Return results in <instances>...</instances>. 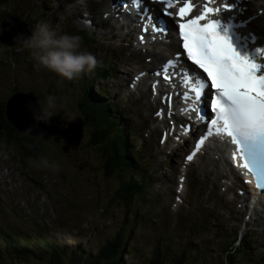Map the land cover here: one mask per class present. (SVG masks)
Segmentation results:
<instances>
[{
	"label": "rangeland",
	"instance_id": "rangeland-1",
	"mask_svg": "<svg viewBox=\"0 0 264 264\" xmlns=\"http://www.w3.org/2000/svg\"><path fill=\"white\" fill-rule=\"evenodd\" d=\"M33 1L35 6H32ZM33 1L9 0L5 1L4 4H0V22L4 19L6 14H16L19 16L20 20L25 22L28 31L35 23L43 20V22L48 23L49 26L55 25L60 31L66 32V24H68L71 19L67 16L68 12L61 13L60 11H55L62 0ZM84 1L85 0H75L76 3H83ZM45 2L49 3L52 8H49ZM62 5L64 9H66L69 4L65 3ZM255 7L258 9L261 8L257 4H255ZM39 9H45L47 12L42 18L35 17V10ZM261 9L264 12V9ZM251 10L254 11L253 9ZM7 17L9 18L10 26L5 29L3 33L0 27V60L3 61L0 63V101H4L10 93L20 91L19 89H22V91H36L41 100L51 95L55 97L57 106L63 110L72 125H75L77 120L82 122L81 128L83 138L77 155L71 153L64 155L59 147L52 146L50 143L41 145V149H39L37 158L34 161L46 158L49 162H55L58 166L55 171L50 169H38L30 162L23 165V160L25 159L22 155L25 156V154L23 152L20 154L18 148L14 149V145L11 146L6 141L11 146L7 147L0 138V146L2 148L0 149V166L3 165V167H6L8 165L10 168V171L6 175V179L4 175L0 176V227H6L7 230L12 231L20 230L23 238L30 236L36 243L33 246L46 247L45 239H47L50 245L54 243L59 246L66 245L68 249L76 247L79 249L82 248L81 251L87 252L89 255L95 253V249L99 244L103 245L111 238L110 236L112 234H115L120 228H124L123 231L128 235L126 247L128 248L129 255H123L121 263L145 264L147 256L151 254V251H155V248L151 245L152 240H150V238L155 240L156 233L160 230V227L164 225L162 238L169 241L167 253L170 255L172 254V257L177 256V254H181V256L188 254L187 264H250L251 261L255 262L256 260H260L257 264H264V236L260 234L261 226H254L258 235L246 233V238L253 240L251 245H247L246 243L239 245L238 241L233 239L235 235L237 236L238 231L236 228L232 229L231 227L236 224L239 225L236 226L239 228L243 226L240 225L241 221L239 220L231 222L223 215L222 221L218 215L219 213L221 215L222 208H227L228 205L225 204V200H227L230 195L225 194L223 198L219 195L220 191H218V193H208V191L211 190L212 184H217V182L209 180L207 184L202 185V183L205 182L203 176L204 172L201 173L200 166H198L201 157L195 162V167L187 168V171H190L191 168L193 169L192 171L198 177L195 179L192 171L189 172V175H193L194 180L200 186L196 189L192 187L189 196L186 191L183 192L185 195L182 196L183 202L187 204L189 201L194 204V210L189 209L186 218L182 216L180 212L187 205L178 204V202H175L176 200H173L174 196L169 193V186L172 189L174 186L167 183V179L169 178L168 173L163 172L169 170L168 166L165 165L156 169L153 166V161H151V166L148 167V171L151 172L149 176L150 187L147 186L149 187L147 192L149 195H137L136 205H138V210H133L135 203L131 204V208L130 210L128 209L129 211L127 214L128 220L123 222L126 211L125 208L121 209L119 207L118 200L114 195L119 188V177L116 175L110 177L105 176V171L103 172L101 167L99 148L92 149L87 144L88 137L92 136V133H94L92 131L95 130V128H93L91 124L85 123L83 117L80 115L82 114L81 112H83L82 115H84V117L92 120V115H89V112H91L90 107L80 108L78 100H73V96L75 97L76 94L80 93V91L76 90L85 86L86 83H91L92 90L96 92L95 90L98 91L99 87L96 84L97 82L99 84H105L107 88V86L110 87V84L116 81L110 82V80L107 79L97 80L93 73L95 70H103L99 62L98 66L91 73H81L72 80L62 81L55 73L40 66L29 51L23 49L19 44L8 45L2 43L4 36L7 34L11 35L14 31H17L19 35L23 34L21 22L18 17L15 15H7ZM261 18V22L258 23V26L264 23V16ZM25 29L26 28H24V30ZM15 36L16 35H14V37ZM8 38H10L9 41L13 42V37ZM96 38L99 39L96 47L91 46L86 50H81L80 48V50L90 52L93 55L95 49H98L100 53L108 51L109 57H112L114 64L113 71L117 72L119 68H122L120 66L121 61L126 58L125 53H122L123 51L120 52L118 48H116V46L120 44L119 40L115 41L114 44L107 41L106 38ZM10 49H12L13 52L10 51ZM91 50L93 52H91ZM139 55L140 58H144L145 56L144 54ZM96 59L98 60L97 57ZM32 64L35 66L33 69L34 72L27 68ZM124 66V70L126 71L132 69L131 65L125 64ZM13 77L18 80V82L15 81L13 84H17V88L11 90L12 88H10L11 85L9 82H11ZM115 80L118 79L116 78ZM71 84L76 86V89H74L73 86L71 87ZM110 90L111 87L109 88V91ZM98 101L102 100L99 98ZM94 116V121L98 122L96 120L98 119V115ZM80 117H82V119ZM104 117H106L105 114ZM104 117L101 118L106 119ZM61 118L67 121L63 116H61ZM140 119L142 120L141 115ZM40 122L41 121H39L38 124H40ZM65 127H68V125H65ZM43 130L44 128H42V131ZM146 133H148V131H146ZM126 135L129 136L128 133ZM131 142H134V139H131ZM17 145L22 148L23 142L18 141ZM68 146L70 147V145H67V149H69ZM42 149H44V151H42ZM212 152L218 155L219 158L216 157V160L220 161L222 166L225 165V167H227L225 161L221 160L220 154L216 151ZM181 155L182 152L180 157ZM88 162L89 165H87ZM79 164L85 165L82 170L78 169ZM195 164H192V166ZM182 168L183 167H181V169ZM0 169L2 168L0 167ZM138 171L140 172V167ZM26 172H28L30 179L44 190L39 188L38 185H32L28 177L23 175L24 173L26 174ZM141 174L145 176L146 172ZM164 174L166 175V180ZM207 174L210 173L208 172ZM31 176L34 178L32 179ZM130 176L131 175H129V177ZM18 177H20V180L16 179ZM152 177L153 179L158 178L159 180L152 181ZM7 178H12L14 182H7ZM124 178L128 179L126 175H121V179ZM49 190L52 195L47 197L45 192ZM111 198H113L112 201ZM205 199H210V202H205ZM198 200L201 202H198ZM200 203L204 205V213L210 215L208 218L212 216L215 217V223L212 224L211 220H206L207 223L204 224L207 226V232L203 230L200 231V229L198 230L196 227L193 229L189 224L184 227H182V225L180 226V220H196L195 217L198 216L194 214L191 216V213L197 211L201 212L199 207ZM13 208L14 211H12ZM215 208H219L221 211L218 212ZM134 211L135 215L138 216L137 219L134 217ZM26 215L28 216L26 217ZM140 217L141 221L143 219L148 221H146V223L141 222L139 221ZM240 218L244 221L247 220L245 215H241ZM164 222L169 223L165 224ZM221 224L224 225L223 227L225 228H222L220 226ZM228 231L231 232V235L224 237L222 233ZM186 241L189 242V244L186 243ZM191 250H193L194 253L190 252L189 254L188 251ZM238 251L240 253L236 254ZM168 254L166 255L163 251L161 258L168 259ZM10 259L12 258L7 257L6 259L5 254H0V264H10ZM27 259V261L22 262H25V264H40L42 262L32 255ZM68 260V257L63 258L64 262H68ZM14 262V264H21V260Z\"/></svg>",
	"mask_w": 264,
	"mask_h": 264
},
{
	"label": "bare ground",
	"instance_id": "bare-ground-1",
	"mask_svg": "<svg viewBox=\"0 0 264 264\" xmlns=\"http://www.w3.org/2000/svg\"><path fill=\"white\" fill-rule=\"evenodd\" d=\"M194 1H197V0H194ZM66 2L69 3V5L66 9H64V6L62 4H65ZM182 2H184V0ZM189 3L192 6L191 2H189ZM47 5L49 6V8H52V6L49 5V3H47ZM156 5L159 7L161 4L156 3ZM241 5H243L244 8L246 9V15L244 17L245 19H247L249 16H255L256 18L250 20L248 26L244 29H241L240 31L246 34L248 31L251 30V31H254V32L259 33L261 35H264V23H262L260 26H258V23L261 22V19H262L261 17L264 16V14H262L264 12H261L257 7H255L254 0H242ZM213 7H216V6L214 5ZM194 9L195 8H192V10H194ZM251 9H253L254 11H252ZM55 11H60L61 13L69 12V14L74 18V20L77 23H79L82 27H84V28L88 27V28L92 29V32L94 31L98 35L102 34L104 37H106V39L110 43H114L115 41L119 40L121 42L120 49H128L129 51H131L132 45H131V42L129 40L134 37L133 26L130 27L128 29V31L125 32L124 34H122V36H121L116 30L115 23L119 22V27H124L126 25H129V22H127L125 20V18L120 14H118V17H117L118 20H116V21L112 20L113 17H110L108 15V12L105 9L103 10V0H85L83 3H79V4H76L75 0H62L61 4H59V6L55 9ZM42 13L44 15L46 14L45 9H43ZM4 39L6 42L2 40V43H6L8 45H13L14 41L13 42L9 41L10 38L6 37ZM173 45L174 44H172L170 47H173ZM10 51H12V49H10ZM168 51H169V53H172V52H170V50H168ZM147 56H148V59L143 58V59H140L137 61L134 59H131V61H133V62H130L128 59H124L120 63L121 64L120 66L122 68H119V70H117V72L112 71L110 73H107L106 76H97L96 72H99L100 70H95V72L93 74L96 76L97 80H99V79H105L106 80L107 79V80H110V82L116 81V82L110 84V87H111L110 93L111 94L116 88L117 89L121 88L124 93L129 94L128 88H127V83L129 82V80L132 76L131 72L134 69L132 64L138 65L137 69H141V68L147 69L146 65H151L152 63L159 62V60L164 59L165 52L164 51H155L152 54H149ZM259 58L262 62H264V53H260ZM2 62L3 61L0 60V63H2ZM99 62H100V60H99ZM125 64L131 65L132 69L128 70V71L124 70ZM34 67L35 66H33V64H32L27 68L30 71L34 72V70H33ZM58 78H60L62 81L65 82V80L63 78H61V77H58ZM116 78L118 80H115ZM15 81L18 82V80H16L13 77V79H11V82H9L11 85L10 88H12L11 90H13L14 88H17V86H16L17 84L13 85ZM96 84L99 86L98 87L99 92H105V91L109 90V86H107V88H108L107 89L105 87L106 86L105 84H99L98 82ZM72 86L74 87V89H76L75 88L76 86L71 84V87ZM85 86H86L85 96L87 98L84 97V93L82 94L83 88L81 87V88L76 90V91H80V93L76 94L75 97L73 96V100H78L79 105L82 103L84 104L86 102V99L90 100L89 101L90 104H92L93 100H94V105H96V106H94L95 112H96V109L102 110V112H101L102 117H104V114L106 115V119H105L104 124L111 129V135H113L114 139L117 141V145H118V147H120L121 154L126 156L124 161H121L120 163H123V165L126 164L127 166L126 167L123 166L124 170L120 171L117 174L120 177V183L122 182V180H128V183L130 184L129 189H130V192L132 193V196L149 195L147 192H148L149 187H150L149 186V183H150L149 182V179H150L149 176H150L151 172L148 171L149 170L148 167L151 166V162L148 159H146V154H145L146 152L148 153L149 150L151 151L150 155H151V158L153 161V166L156 169H159L164 165H168L169 170L163 171V172L168 173L169 178L167 179V183L169 185H172L170 183L172 181H174L176 187H179L180 189H183V190H186V189L188 190L187 191L188 196L191 192L192 187L194 189H196L197 187L200 186L194 180L193 175H191V176L189 175L190 173L188 174L187 178L183 176L184 174L180 173L182 170L181 169L182 165L181 166L179 165L180 163H183L184 167L190 168V167H193L192 164H194V163H192V161H194V160L187 161L185 159V161L181 160V162L174 160L173 158H175V156L177 155L179 148L177 146H173L171 151L167 150V147H168L167 145L170 142L169 141L170 138H168V140H166V143L164 145L156 146L155 155L153 156V154H152L153 145L151 147L149 146V144L147 142V137H150V135L154 132L155 129L159 130L158 126L153 127V125H152L150 128H147L149 133H146L144 126H142L140 124H135L132 128L133 134H134L133 136H127L126 134H123L122 131L119 129V128H121V129L125 128V124H123L119 121V119H121V116H119V114L121 113V109H117L115 107V109H117V110L113 111V113H114V115H113L111 113V111L113 110L111 108V106L113 104V100L110 97H107L106 100H102L101 102H97L99 100V98L97 96V90L94 89L96 92H94L92 90V88H91L92 84L91 83H86ZM19 90L20 91L10 93L9 96L4 101H0V106L1 105L4 106L5 118H6L7 122L13 128H15V130H17L19 133H21L27 137L34 138L37 141H40L42 144L50 143L52 146L59 147V149L61 150V152L64 155H68L70 153L73 155H77L78 151H79L78 149H79L81 142H82L81 140L83 138L82 128L79 127V130H77L76 124L72 125L69 120L62 121V119L59 117V116H63L62 111L58 112L57 114H55L53 116H50L47 123L41 121L40 124H38L39 121L32 120V117H33L32 112L29 110V107H28L29 105H31L33 108L38 106V100H41L38 97V93L36 91L32 92L30 90H26V91H22V89H19ZM17 93H19V94H17ZM22 93H24V94H22ZM28 93H31L32 96L29 95ZM14 94H17V95L12 96ZM114 94L116 95L117 93L114 92ZM145 95H149V94L145 93ZM102 96H105V94H102ZM157 99H160V97H157ZM160 103H161L160 101L159 102L151 101L150 99L146 98L144 103L141 106V110L145 113L142 116V120L139 117L135 118V116L130 115V116H127L128 117L127 124H129V122L131 120L136 119V121L144 124L145 126H148L146 124V123H148V118H151L153 116V114H155V118H153V119H158L160 117V115L157 116V114H156L157 112H160L161 114L163 113L164 116L167 113H168V115L171 114V110L169 112H166V110H165L166 108H164L162 105H161V107H159ZM164 113H166V114H164ZM65 125H68V127H65ZM42 128H44L43 131H42ZM142 132L144 133V135H141ZM184 132H186L190 136H192L191 131L190 132L189 131H181V133L179 135V139H182V140L186 139V137L182 136V134ZM196 134L197 133H194V135H196ZM201 134H202V132H201ZM93 135L94 134L92 133V136ZM156 135H158V133ZM92 136L88 137V143L87 144L92 149L98 148V145L92 146L89 144ZM155 137H157V136H155ZM0 138L3 141V143H5V145L7 147L11 145L10 143H9L10 144L9 145L6 141H4L2 139L1 132H0ZM131 139H134V142H131ZM189 142H190V138L187 139V142L183 141L182 144L185 145L187 143V145H188ZM68 144L70 145V147L68 146L69 149H67ZM0 149H2L1 146H0ZM40 149H41V146H40ZM203 149H205V148H203ZM217 150L221 154L220 158L225 159L224 155L222 154L223 152L220 151L219 149H217ZM199 152H201V151H199ZM199 154L200 153L197 154V157L198 158L201 157L203 159L202 160L200 158V160H201L200 162L203 165L205 162H207L208 159L204 156L202 157V155H199ZM214 156L219 158L216 153H214ZM100 160H101V156H100ZM213 160L214 159L209 160L210 161L209 165L210 164L213 166L216 165V163H214ZM145 162H150V163H145ZM217 164H218L217 166L219 168L221 165V162L218 161ZM87 165H89V162L87 163ZM84 166H83V164L82 165L79 164L78 169L82 170L84 168ZM229 166H230V168H229L228 173L231 176V180H232L233 184H228L224 188L223 192H221V194L223 195L224 191H228L227 194H229V195L231 194V195H230V197H228L229 199L225 200V204L228 205L227 208H222L221 209L222 210L221 215H220V213L218 215L220 216L222 221H223L222 216L225 215L227 220H230L231 222H235V221L239 220L240 216L246 211L248 196H246V194H244L245 189L240 188L243 185V183H242V181H240L237 178L238 176L236 177V171L234 170V168L231 166L230 163H229ZM0 167L2 168V169H0V176L4 175L5 176L4 178L6 179V175L10 171V168L8 165L6 167H3V165H1ZM118 167L119 166H117V168ZM139 167H140L141 173L146 172V175H145L146 177L143 176V174H141L138 171ZM202 167H203L202 171L204 172L203 176H204V180H205V182L202 183V185H205L209 182V180H212V177H211L212 169H210L209 166L206 164H204ZM219 169H221V167ZM103 171H104V169H103ZM208 172L210 174H207ZM223 173L220 171H216V176L214 178V181H216L217 184L213 183L212 184L213 188L218 189V190L221 188V185H223L222 179L227 178V174L226 173L223 174ZM134 174L136 175L134 179L129 178V175L134 176ZM180 174L186 179V180L184 179L185 185H184V183L181 184V183H178L179 181H177V176H179ZM193 174H194V177L196 179L198 176L194 172H193ZM23 175H26L28 177V180L31 182L32 185H38L37 183H35L33 180L30 179L28 172H26V174L24 173ZM121 175H126L128 177V179H126V178L121 179ZM144 177H145V179H144ZM12 178H7V182H9V183L14 182V180ZM31 178L33 179L34 177L31 176ZM220 179H221V182H220ZM153 180H159V179L158 178L153 179V177H152V181ZM165 180H166V175H165ZM147 186H149V187H147ZM173 186H174V184H173ZM228 186H230V187H228ZM169 189H170V186H169ZM256 195L257 194L254 193V196H256ZM175 196H178V195L176 194ZM217 197H219V196H217ZM220 197L224 198L225 196H220ZM199 201L200 200H198V202ZM204 201L210 202V199H205ZM212 203H213V201H212ZM263 206H264V195L258 196V199L256 201L251 200L250 204H249V209L251 210V213H253L255 215L254 217H251V219L253 220V222L256 225L261 226L260 234L264 236V208L259 209V208H262ZM119 207L121 208V206H119ZM199 207H201V204H199ZM215 209L218 212L221 211L219 208H215ZM143 213H144V211H143ZM195 213L198 216L197 219L202 222V225L204 222L207 223L206 220H211L212 224L215 223L216 219H214L212 217L208 218L210 216L205 214L204 211H201V212L197 211ZM193 214L194 213H191V216ZM181 215L184 216V215H186V213L181 211ZM134 217L136 219L138 218V216L135 215V212H134ZM129 218H131V217H129ZM127 220H128V218H127ZM139 221H141V217H140ZM146 221H148V220L143 219L141 222L146 223ZM164 223L168 224L169 222H164ZM235 228L238 231L237 235H240V234L244 235L246 232L251 233V234L256 233V228L253 227L252 225L243 226V227H241V229L234 227L233 229H235ZM163 233H164V225H163V227H160V230L156 233V239L155 240L150 238V240H152V242H151L152 246L168 247L169 241L162 238ZM234 234H235V231H234ZM222 235L224 237H226V235H224V234H222ZM111 236L113 237V234ZM154 241H156V242H154ZM196 241H199V240H196ZM186 243L189 244V242H187V241H186ZM238 253H240V252L238 251ZM123 255L125 256V254H123ZM123 255H122V257H123Z\"/></svg>",
	"mask_w": 264,
	"mask_h": 264
},
{
	"label": "snow or ice",
	"instance_id": "snow-or-ice-1",
	"mask_svg": "<svg viewBox=\"0 0 264 264\" xmlns=\"http://www.w3.org/2000/svg\"><path fill=\"white\" fill-rule=\"evenodd\" d=\"M135 8H141L144 0H130ZM164 5V15L174 0H159ZM213 0H205L198 15H190L192 6L184 0L176 11L174 31L178 35L177 46L182 51L165 61L163 68H175L186 58L192 66L184 69V82L191 81L190 92L198 103L197 119L202 115L207 128L195 139V149H200L206 137L213 134L227 137L233 146L230 159L233 167L251 173L255 187L264 190V62H258V54L264 53V35L254 31L241 32L255 16L245 19L246 9L242 0H222L219 7H210ZM147 11V9H144ZM264 14V13H262ZM155 27V25H154ZM141 28V32H146ZM166 32V28L159 29ZM141 43L144 36L139 37ZM191 72L193 76H189ZM165 79L170 77L165 75ZM210 100V104H209ZM210 108V111H209ZM160 115V112L156 113ZM211 118L208 119L207 117ZM189 132L191 131L189 127ZM179 139V137H177ZM164 142L163 140L161 141ZM194 154L185 159L192 161ZM246 180L245 183H252Z\"/></svg>",
	"mask_w": 264,
	"mask_h": 264
},
{
	"label": "trees",
	"instance_id": "trees-1",
	"mask_svg": "<svg viewBox=\"0 0 264 264\" xmlns=\"http://www.w3.org/2000/svg\"><path fill=\"white\" fill-rule=\"evenodd\" d=\"M83 40L85 42L81 41L82 45H86L88 42H86L85 38ZM82 88V94L84 93V97H86V86H83ZM89 101V99H86L85 102L88 106ZM81 105L84 104L82 103ZM90 110L93 114L91 112H89L90 114H88L92 115V117L90 116L92 120L88 119L87 117L84 118L85 123L91 124V126L93 127L95 126V130L93 133L94 135L92 136L89 144L92 146L98 145V148L100 149L99 153L101 156V167L105 171V176L110 177L116 175L119 177L117 173L123 171L124 167L127 166L126 164L123 165V163H120L121 161H124L126 156L121 154V150L117 145V141L114 139V136L111 135V129L105 124L102 125L99 124V122L94 121V114L96 115L97 111L102 112V110L96 109L95 112L94 106L90 107ZM96 127L99 128L97 129ZM0 132L1 134H3L2 139L4 141L10 143L11 146L14 145V149L18 148L20 154L22 152L25 154V156L22 155L25 159L23 160V165H26L27 162L34 161L37 158L42 143L34 138L27 137L15 130V128H13L5 118L3 105L0 106ZM18 141L23 142L22 148L17 145ZM42 151H44V149H42ZM117 166L119 167L117 168ZM135 176L136 175L134 174V176H131L129 178L134 179ZM118 187L119 188L114 195L118 200V205L121 206V208H125V214H128V209L130 210L131 204L134 203L135 206L133 210H138V205H136L137 196H132V193L129 189L130 184L128 183V180H122ZM112 200L113 198H111V201ZM200 210H204L202 206ZM125 214L123 222L127 221V217ZM186 215H184L185 218ZM194 215L197 214L194 213ZM195 219L196 220H180V226L182 225V227H184L185 225L189 224V226L193 229L194 227H196L198 230L200 229V231H207V226L206 224H204L205 222L202 225V222L198 220L197 217H195ZM38 231L41 232L40 230ZM21 235L22 234L20 233V230L12 231L7 230L6 227H0V237L4 241V247L0 248V254L4 253L6 255V259L7 257L12 258L10 259V264H14V261L17 260H21V264H25V262L22 261H27V258H29L30 255L36 257V259H40L42 261L40 264H122V255H129L128 248L126 247L128 235H126V232L122 230H118L115 234H113V237L111 236V238L107 240L102 246H100L94 254L90 255L87 252L81 251L82 248L79 249L78 247H76L68 249L66 245L59 246L58 244L54 243L50 245L47 239H45L47 248L33 246L36 243L31 239L30 236L27 238H23ZM153 247L155 248V251H151V254L147 256L145 264H187V257H189L188 254H185L184 256H181V254H177V256L172 257V254L170 255L167 253L168 247ZM163 251L166 253V255L168 254V259L161 258ZM190 252L193 253V250L188 251L189 254ZM64 257L69 258L68 262L63 261ZM259 262L260 260H256L255 262L251 261L250 264H257Z\"/></svg>",
	"mask_w": 264,
	"mask_h": 264
},
{
	"label": "clouds",
	"instance_id": "clouds-1",
	"mask_svg": "<svg viewBox=\"0 0 264 264\" xmlns=\"http://www.w3.org/2000/svg\"><path fill=\"white\" fill-rule=\"evenodd\" d=\"M30 32L28 37L19 34L13 37V45L19 44L23 49L29 51L40 66L64 80H72L81 73H91L98 66V60L93 54L80 50L81 39L78 35L62 32L57 26H49L43 21L35 23L30 28ZM28 107L34 120L45 123L50 116L62 110L57 106L55 97L51 95L46 96L43 100H38L37 107L33 108L31 105ZM63 118L68 120L64 112ZM30 163L38 169L55 171L58 167L55 162H49L46 158L30 161ZM0 244V248H3L4 241L1 237ZM100 246L102 245L99 244L96 247L95 252Z\"/></svg>",
	"mask_w": 264,
	"mask_h": 264
},
{
	"label": "water",
	"instance_id": "water-1",
	"mask_svg": "<svg viewBox=\"0 0 264 264\" xmlns=\"http://www.w3.org/2000/svg\"><path fill=\"white\" fill-rule=\"evenodd\" d=\"M3 27H4V30H5V29L8 28V25L5 24ZM4 30H3V31H4ZM13 36H14V32H12L11 35H9V34L5 35L4 38H6V37H13ZM3 41H5V39H4ZM5 42H6V41H5ZM17 94H19V93H17ZM17 94H14V95H12V96H15V95H17ZM22 94H24V93H22ZM28 94L32 96L31 93H28ZM32 116H33V115H32ZM59 117L61 118V116H59ZM61 119H62V118H61ZM32 120H34L33 117H32ZM34 121H36V120H34ZM62 121H64V120L62 119ZM77 125H78V127H77ZM81 125H82V122L77 120V121H76V129L79 130V127H81Z\"/></svg>",
	"mask_w": 264,
	"mask_h": 264
}]
</instances>
